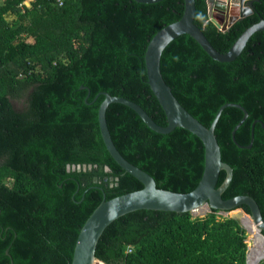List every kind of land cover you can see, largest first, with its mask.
Here are the masks:
<instances>
[{
	"label": "trees",
	"instance_id": "1",
	"mask_svg": "<svg viewBox=\"0 0 264 264\" xmlns=\"http://www.w3.org/2000/svg\"><path fill=\"white\" fill-rule=\"evenodd\" d=\"M23 1L0 0V264H70L78 234L102 199L143 187L104 145L98 122L103 92L136 102L167 125L147 83L144 56L152 37L181 18L184 0H64L61 6L34 0L20 6ZM253 6L223 31L211 21L206 1L195 0L194 23L225 53L246 28L264 20V0ZM160 69L181 105L207 127L226 103L247 111L234 137L242 146L252 140L250 148L232 139L244 116L240 108L226 107L215 126L222 160L233 169L222 197L249 195L264 218V30L252 34L231 62L212 59L181 35L165 47ZM106 122L122 156L158 188L188 193L197 186L204 169L197 136L183 128L157 133L119 103L107 107ZM83 164L92 168L67 170ZM224 177L221 171L217 186ZM246 238L240 221L221 211L138 210L107 226L95 255L103 264H247Z\"/></svg>",
	"mask_w": 264,
	"mask_h": 264
},
{
	"label": "water",
	"instance_id": "2",
	"mask_svg": "<svg viewBox=\"0 0 264 264\" xmlns=\"http://www.w3.org/2000/svg\"><path fill=\"white\" fill-rule=\"evenodd\" d=\"M139 3H155L161 0H135ZM207 4L208 15L213 24L219 30H227L234 22L239 21L251 14L253 11V2L256 0H205ZM215 10L227 14L229 19L225 26H221L219 21L212 18ZM195 0H184V11L181 18L160 29L149 41L145 56V68L147 83L153 94L157 98L163 109L167 125L157 124L148 113L136 102L121 96H112L103 92L104 99L98 108V122L104 145L114 159V161L128 174L136 178L143 187L139 190L128 192L109 200L105 197L83 224L74 247L73 257L70 264H103L96 258L97 244L107 228L114 220L119 217L138 210H154L175 213H196L203 212L204 216L210 210L221 212H231L228 216L239 220L245 229L242 219L248 217L251 219L254 227L264 238V218L261 214L258 203L249 195H237L224 199L223 193L229 186L232 176V167L222 160L220 146L215 135V126L226 107L235 106L244 112L243 118L232 130V139L235 144L241 147L250 148L252 140L247 146H242L235 139V132L241 123L247 118V111L239 104L226 103L222 105L209 127L199 122L192 116L177 100L172 93L171 87L165 82L161 69L160 59L165 47L175 38L187 34L191 36L203 50L214 60L218 62H231L242 52L250 36L257 31L264 30V20L260 19L257 23L246 28L236 39L233 45L225 53L217 51L202 30L194 23L195 18ZM220 12V13H221ZM222 14V13H221ZM83 88V86H81ZM112 103L123 104L131 108L142 121L153 131L160 134H167L175 128H183L197 136L204 146V169L197 186L188 193H177L158 188L154 178L126 160L116 148L106 122V109ZM264 127V124H262ZM253 136V132H252ZM91 165H68L67 170H87ZM109 171V168L106 167ZM225 172L222 183L217 186L220 172ZM110 181L114 178L110 177ZM246 205L250 213L247 214L240 206ZM241 209V210H239ZM260 249V246H257ZM6 254L9 255L8 250ZM247 264L249 253H247Z\"/></svg>",
	"mask_w": 264,
	"mask_h": 264
},
{
	"label": "bare ground",
	"instance_id": "3",
	"mask_svg": "<svg viewBox=\"0 0 264 264\" xmlns=\"http://www.w3.org/2000/svg\"><path fill=\"white\" fill-rule=\"evenodd\" d=\"M242 221L245 224V226L250 228L251 232H253V234L255 236V240H256V245L260 246V249L257 246L254 249H252L250 251V255H249L250 262H258L260 259L264 258V238L259 235L260 233L254 227L250 218L243 217Z\"/></svg>",
	"mask_w": 264,
	"mask_h": 264
},
{
	"label": "rangeland",
	"instance_id": "4",
	"mask_svg": "<svg viewBox=\"0 0 264 264\" xmlns=\"http://www.w3.org/2000/svg\"><path fill=\"white\" fill-rule=\"evenodd\" d=\"M28 3V2H27ZM29 4V3H28ZM221 11H218V10H215L214 12H213V14H212V18L214 17L215 19H217L218 21H219V23H220V25L221 26H225L227 23H228V19H229V17H228V15L227 14H223V12H221ZM11 18V16L10 17H7V19H10ZM31 39H29V41H30ZM239 210H241V209H239ZM203 212H196V213H193V215H197V216H201V215H203L202 214ZM221 214L223 215V216H228L229 214H231V212H221ZM246 232H247V238H246V243H247V246L249 247V248H253L254 247V245H255V237L253 236L254 234H253V232H251V229L250 230H248V229H246ZM252 236H251V235ZM264 262V259L260 262V263H263Z\"/></svg>",
	"mask_w": 264,
	"mask_h": 264
},
{
	"label": "built area",
	"instance_id": "5",
	"mask_svg": "<svg viewBox=\"0 0 264 264\" xmlns=\"http://www.w3.org/2000/svg\"><path fill=\"white\" fill-rule=\"evenodd\" d=\"M32 1H34V0H24L21 4H20V6L21 5H25V6H29L30 5V3L32 2ZM57 1V3L61 6L62 4H63V1L64 0H56ZM29 4H28V3ZM224 213V212H223ZM254 236V235H253ZM255 237V236H254ZM255 242V245H254V247L253 248H249L248 247V251H247V253H249V255H250V251L252 250V249H254L256 246H259V245H256V240L254 241ZM131 251V247H128V249H127V252H130ZM264 259V258H263ZM263 259H260L258 262H250L251 264H261L260 262L263 260ZM249 261H250V259H249Z\"/></svg>",
	"mask_w": 264,
	"mask_h": 264
},
{
	"label": "flooded vegetation",
	"instance_id": "6",
	"mask_svg": "<svg viewBox=\"0 0 264 264\" xmlns=\"http://www.w3.org/2000/svg\"><path fill=\"white\" fill-rule=\"evenodd\" d=\"M256 1H257V0H256ZM254 2H255V1H254ZM254 2H253V3H254Z\"/></svg>",
	"mask_w": 264,
	"mask_h": 264
}]
</instances>
